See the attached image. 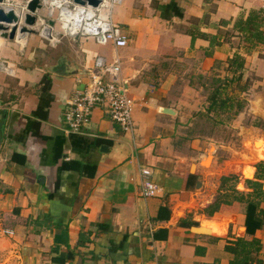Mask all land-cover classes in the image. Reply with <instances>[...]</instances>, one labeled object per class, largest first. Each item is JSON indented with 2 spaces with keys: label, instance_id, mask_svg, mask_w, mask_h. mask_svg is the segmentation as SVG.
<instances>
[{
  "label": "crops",
  "instance_id": "obj_1",
  "mask_svg": "<svg viewBox=\"0 0 264 264\" xmlns=\"http://www.w3.org/2000/svg\"><path fill=\"white\" fill-rule=\"evenodd\" d=\"M248 17L254 29L239 31ZM111 20L125 47L66 38L58 26L50 41L37 33L0 39V264H230L225 246L242 237L260 240L264 264V229L246 235L244 205L217 203L211 213L234 174L216 168V158L202 167L207 143L189 135L207 105L208 78L231 77L227 61L236 55L241 82L253 79L241 95L245 111L264 124V2L120 0ZM115 59V81L134 100L133 137L106 105L93 108L82 133L69 132L66 101L97 60ZM256 142L253 155L263 159L264 140ZM143 167L157 187L152 198L141 196ZM202 226L212 234L196 233Z\"/></svg>",
  "mask_w": 264,
  "mask_h": 264
},
{
  "label": "built area",
  "instance_id": "obj_2",
  "mask_svg": "<svg viewBox=\"0 0 264 264\" xmlns=\"http://www.w3.org/2000/svg\"><path fill=\"white\" fill-rule=\"evenodd\" d=\"M43 1L48 3V18L60 28V34L63 37H94L102 42H110L116 48L127 45L126 37L120 32L118 25L111 20L113 7L120 0H101L97 8L79 6L74 4L73 0ZM261 1L264 2V0ZM39 21L41 25L46 26V21ZM54 28V37L49 41L57 37ZM96 68L95 71L90 72L89 82L85 88L76 90L72 98L66 101L64 122L68 131L82 133L89 122L93 108L97 105H106L110 120L118 125L123 133L133 137L134 100L121 84L115 81L116 76L120 73L118 59H115L114 63L109 66L101 60H97ZM9 71L11 74V70ZM104 76L110 80L104 81ZM139 176L141 178V196L143 198L154 197L157 193V187L151 180V171L148 168H140ZM3 233L8 236L13 235V231L10 230H4Z\"/></svg>",
  "mask_w": 264,
  "mask_h": 264
},
{
  "label": "trees",
  "instance_id": "obj_3",
  "mask_svg": "<svg viewBox=\"0 0 264 264\" xmlns=\"http://www.w3.org/2000/svg\"><path fill=\"white\" fill-rule=\"evenodd\" d=\"M239 31L248 33L253 30L254 23L251 18L243 23L236 24ZM250 33V32H249ZM252 33V32H251ZM251 35H254L253 33ZM193 38V37H192ZM244 60L236 55L227 61V71L232 76L221 78L217 74L210 76L207 80L206 87V107L204 112L196 114L213 121L216 126L221 125L219 121L223 117L231 120L238 116L246 109L247 101L244 98L239 99L236 93L242 94L247 90V82L241 85L242 69ZM234 89L238 92L234 93ZM234 93V94H233ZM190 137L193 134L191 129ZM254 178L245 180L244 186L248 191H239L236 189L239 177L230 175L228 180L234 181L235 184L229 185L227 182H222L218 189V196L215 203L209 206L211 213L217 210V203H240L245 206V221L246 235L253 237L255 232L264 229V160L257 162L255 165ZM262 250L260 240L251 238L250 240L242 237L236 238L225 246V251L233 255L234 259L230 264H247L248 261H256L261 264L258 259L259 253Z\"/></svg>",
  "mask_w": 264,
  "mask_h": 264
},
{
  "label": "rangeland",
  "instance_id": "obj_4",
  "mask_svg": "<svg viewBox=\"0 0 264 264\" xmlns=\"http://www.w3.org/2000/svg\"><path fill=\"white\" fill-rule=\"evenodd\" d=\"M6 78L9 77L6 75ZM250 80L251 81L247 79V81L240 83L243 85L247 82L248 87L246 92H244L245 94H248L247 91L251 87L253 79ZM233 91H235L234 93L238 92L236 89ZM242 94L236 93L239 99L242 98ZM204 95L206 97V94ZM200 112L201 111L198 113ZM243 112L245 113L241 115L239 114L238 116L233 117L231 120L223 117L221 121H219L221 125L218 126H216L213 121H209L204 117L198 116L196 123L193 124L190 129H192L194 137L203 139L207 143L206 153L208 151V155H211L202 161L201 166L208 169L213 159L215 160L216 158L215 167L221 169L226 167V172H228V174L231 172L235 176H238V184H241L243 188L241 189L239 188L240 186L238 187L237 185V189L239 191L246 192L248 189H245L244 181L252 180L255 173L254 171V173L250 176L248 174V170H251V168L255 169L254 165L257 162L264 160V158H256L253 155L254 151L258 152L260 150H256V148H254L257 143L256 141L264 140V124L259 122L258 119L252 118L253 116L250 114L248 115L247 111L244 110ZM251 136H255L252 138L253 144L251 141ZM210 147H212V150ZM240 167L241 170L243 168V172L240 171ZM195 170L196 166L193 168L192 173H194ZM241 173H244L243 177ZM242 235V233H239V236Z\"/></svg>",
  "mask_w": 264,
  "mask_h": 264
},
{
  "label": "water",
  "instance_id": "obj_5",
  "mask_svg": "<svg viewBox=\"0 0 264 264\" xmlns=\"http://www.w3.org/2000/svg\"><path fill=\"white\" fill-rule=\"evenodd\" d=\"M73 2L79 6L97 8L101 0H73ZM7 4L8 0H0V39L17 41L20 35L25 34L28 37L32 33H37L46 40L54 37V21H46L47 18L45 19V17H48V3L43 0H29L23 8L7 6ZM39 20L46 21V26L41 25ZM164 113L171 114L172 112L164 110ZM192 167L193 165L191 170ZM195 230L196 233L209 234V231L205 228H195Z\"/></svg>",
  "mask_w": 264,
  "mask_h": 264
},
{
  "label": "bare ground",
  "instance_id": "obj_6",
  "mask_svg": "<svg viewBox=\"0 0 264 264\" xmlns=\"http://www.w3.org/2000/svg\"><path fill=\"white\" fill-rule=\"evenodd\" d=\"M21 36V35H20ZM24 36H25V34H24ZM3 69V65H0V71ZM212 150V149H211ZM209 156H210V154H209ZM195 166H193L192 167V170H191V172L193 171V168H194ZM241 175H242V177L244 176V173H241ZM241 184H239V186H240ZM238 186V187H239ZM237 187V188H238ZM203 227V226H202ZM203 228H205V227H203ZM205 229H207L208 231H209V234H212V231L210 230V229H208V228H205ZM240 229H243V228H239V231H240ZM243 234V233H242Z\"/></svg>",
  "mask_w": 264,
  "mask_h": 264
}]
</instances>
